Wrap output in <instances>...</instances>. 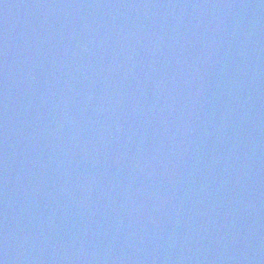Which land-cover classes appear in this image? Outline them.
Instances as JSON below:
<instances>
[{
    "label": "water",
    "instance_id": "water-1",
    "mask_svg": "<svg viewBox=\"0 0 264 264\" xmlns=\"http://www.w3.org/2000/svg\"><path fill=\"white\" fill-rule=\"evenodd\" d=\"M0 264H264V0H0Z\"/></svg>",
    "mask_w": 264,
    "mask_h": 264
}]
</instances>
